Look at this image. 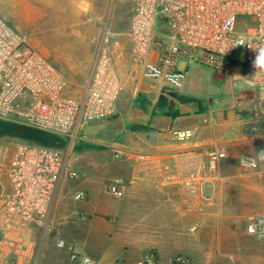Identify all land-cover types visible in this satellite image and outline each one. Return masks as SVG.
Instances as JSON below:
<instances>
[{"label": "crops", "instance_id": "1", "mask_svg": "<svg viewBox=\"0 0 264 264\" xmlns=\"http://www.w3.org/2000/svg\"><path fill=\"white\" fill-rule=\"evenodd\" d=\"M190 62L182 61L178 68ZM119 74L125 88L115 114L84 126L89 133H106V148L83 150L71 158L77 176L59 184L48 229H33L15 263L75 264L69 250L57 246L64 240L93 264H146L150 251L164 263L182 256L187 264H264V239L246 231L247 217L264 214V160L252 175L238 167L241 155L259 157L264 151V116L251 103L249 87L242 99L226 107L199 101L178 103L170 112L158 104L166 95L161 83L141 79L137 93L129 97L128 79ZM233 74L245 82L246 70L234 68ZM139 93L152 97L151 103L137 105ZM178 94L195 98L184 85ZM181 133L189 137L182 139ZM213 148L226 153L215 187L219 207L191 213L182 179ZM119 178L127 183L122 200L104 189ZM80 194L86 199L76 200ZM0 248V264H12L11 256L4 260L9 250Z\"/></svg>", "mask_w": 264, "mask_h": 264}, {"label": "built area", "instance_id": "2", "mask_svg": "<svg viewBox=\"0 0 264 264\" xmlns=\"http://www.w3.org/2000/svg\"><path fill=\"white\" fill-rule=\"evenodd\" d=\"M132 4L128 40L130 58L147 81H163L180 90L186 73L178 68L185 60L229 71L243 63L245 83L252 91L251 103L264 116V73L253 66L258 49L264 46V0H118ZM125 85L110 48V32L104 26L86 81L77 85L57 68L44 52L0 16V119L14 117L35 130L55 133L74 141L79 130L115 114ZM189 137L186 133L179 135ZM203 163L189 169L182 179L188 198L187 210L201 212L219 207L215 187L221 182V163L226 153L219 148L207 152ZM244 175L260 169V158L239 157ZM71 152L28 141H0V232L9 251L4 256L15 263L35 227L46 232L53 216L59 184L76 177ZM127 183L119 178L104 185L105 192L122 200ZM76 200H85L84 194ZM249 235L264 239V214L246 218ZM75 264H93L90 256L64 240ZM1 249V248H0ZM146 264H187L178 256L169 263L154 251ZM35 260L33 264H36ZM121 264V263H116Z\"/></svg>", "mask_w": 264, "mask_h": 264}, {"label": "rangeland", "instance_id": "3", "mask_svg": "<svg viewBox=\"0 0 264 264\" xmlns=\"http://www.w3.org/2000/svg\"><path fill=\"white\" fill-rule=\"evenodd\" d=\"M132 9L129 2L118 0H0V16L25 36L34 48L49 56L50 61L78 86L86 81L91 72L98 41L106 26L110 32V48L117 69L128 79L129 97L137 93V84L142 79L138 75L139 68L132 64L130 58L128 29ZM234 68L239 73L245 70L240 62L234 63L229 71L222 72L195 61L188 63L182 68L187 71L184 91L193 94L197 100L193 98L185 103L200 101L214 108L226 107L233 100L242 99L247 86L243 79L232 77L236 74H233ZM155 83L152 85H157ZM158 83L162 84V91L166 94L159 101L162 99V103L166 104L164 110L172 112L181 103L174 96L179 95V90L169 89L163 81ZM144 97L150 104L153 98ZM24 129L39 132L14 117L0 119V141H27L23 138ZM40 132L51 138V145L43 146L59 150L69 147L71 158L83 150L105 149L109 141L106 133H89L87 126L79 130L74 141L55 133ZM78 192L79 189H76L71 199Z\"/></svg>", "mask_w": 264, "mask_h": 264}, {"label": "trees", "instance_id": "4", "mask_svg": "<svg viewBox=\"0 0 264 264\" xmlns=\"http://www.w3.org/2000/svg\"><path fill=\"white\" fill-rule=\"evenodd\" d=\"M174 96H176V99L181 103H185L189 100H193V98L187 97V96H181V95H174ZM136 103L137 105L148 104L144 95L142 94L138 95L136 99ZM158 104L162 109H165L166 104L162 103V99L159 101ZM24 133H25V136H23V138H25V140H27L28 142L37 143L39 145H51L49 143V139L51 138H49V135H45V133L43 132H40V131L38 132V131L30 130V129H24ZM51 141H54V140H51ZM85 149H88V147Z\"/></svg>", "mask_w": 264, "mask_h": 264}, {"label": "clouds", "instance_id": "5", "mask_svg": "<svg viewBox=\"0 0 264 264\" xmlns=\"http://www.w3.org/2000/svg\"><path fill=\"white\" fill-rule=\"evenodd\" d=\"M258 49V54L253 61V66L257 69V74L264 73V46L252 47ZM259 158L264 160V151L260 152Z\"/></svg>", "mask_w": 264, "mask_h": 264}]
</instances>
